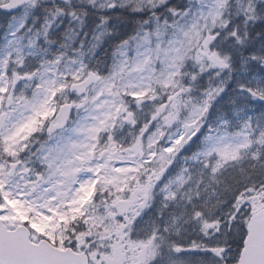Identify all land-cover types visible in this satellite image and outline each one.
Here are the masks:
<instances>
[{"label": "snow or ice", "instance_id": "1", "mask_svg": "<svg viewBox=\"0 0 264 264\" xmlns=\"http://www.w3.org/2000/svg\"><path fill=\"white\" fill-rule=\"evenodd\" d=\"M0 11V264H264V0Z\"/></svg>", "mask_w": 264, "mask_h": 264}, {"label": "rangeland", "instance_id": "2", "mask_svg": "<svg viewBox=\"0 0 264 264\" xmlns=\"http://www.w3.org/2000/svg\"><path fill=\"white\" fill-rule=\"evenodd\" d=\"M3 22V17L1 16V13H0V23Z\"/></svg>", "mask_w": 264, "mask_h": 264}]
</instances>
